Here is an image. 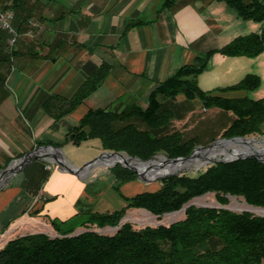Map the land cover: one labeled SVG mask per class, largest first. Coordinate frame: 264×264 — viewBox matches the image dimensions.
I'll return each instance as SVG.
<instances>
[{"label":"crops","instance_id":"1","mask_svg":"<svg viewBox=\"0 0 264 264\" xmlns=\"http://www.w3.org/2000/svg\"><path fill=\"white\" fill-rule=\"evenodd\" d=\"M29 5L34 7L29 23L37 25L29 29L32 37H24L32 39L31 49L38 55L18 56L5 91L0 90V170L39 146H73L65 134L88 110L145 107L149 93L179 67L237 36L259 32L257 22L242 20L220 0H28ZM101 65L109 70L98 87L73 111L54 120L55 108L47 111L44 103L51 96L69 100ZM253 68L264 80V51L252 58L216 53L198 75L197 85L213 92L234 85ZM253 91L214 94L248 98ZM176 99L185 102L182 95ZM192 101L201 105L198 99ZM60 154L67 165L78 167L62 150ZM100 167L79 177L45 159L10 175L0 185V248L19 236H49L50 220L98 213L100 199L106 198L105 207L119 206L114 212L126 206L124 198L146 191L135 180L120 187L118 198L113 176L106 178L110 173Z\"/></svg>","mask_w":264,"mask_h":264},{"label":"trees","instance_id":"2","mask_svg":"<svg viewBox=\"0 0 264 264\" xmlns=\"http://www.w3.org/2000/svg\"><path fill=\"white\" fill-rule=\"evenodd\" d=\"M27 1L0 0L1 11H13L12 26L17 34L11 47L8 43L11 35L0 29V90H4L5 79L18 56L38 55L31 49L32 39L24 37L31 28L29 20L34 9L33 5L27 6ZM220 1L235 10L242 20L257 23L264 20V0ZM263 51L264 32L237 36L220 48L197 56L193 63L179 67L149 93L145 107L132 104L88 110L66 132L65 141L79 146L87 140L98 139L103 151L125 153L142 161L157 154L169 159L186 157L195 146L194 139L184 137L174 122L183 116L179 106L193 99H198L203 108H216L234 116L222 138L256 134L264 123V98L232 99L214 92L253 91L259 87L258 76L247 74L234 85L213 92L200 90L197 77L208 68L216 53L252 58ZM108 70L109 66L101 65L72 98L51 96L44 103V109L55 108L54 120L70 113L98 87ZM179 95L184 97V103L177 102ZM1 97L0 94V100ZM109 172L117 192L123 184L136 180L134 172L119 165ZM159 183L155 191L124 198L126 206L119 211L76 214L69 218L83 217L80 226L85 229L94 225L98 229L116 227L113 235L94 231L73 235L79 225L64 230L63 225L71 220H50L56 237L35 233L11 239L0 248V264H264V217L248 211L189 205L182 220L167 226L135 229L130 222L119 224L127 210L141 209L160 217L180 210L193 198L206 193H213L220 206L228 204V197H235L242 198L248 206L264 210L263 164L253 158L215 163L195 177L180 174L162 178Z\"/></svg>","mask_w":264,"mask_h":264},{"label":"rangeland","instance_id":"3","mask_svg":"<svg viewBox=\"0 0 264 264\" xmlns=\"http://www.w3.org/2000/svg\"><path fill=\"white\" fill-rule=\"evenodd\" d=\"M1 8V5H0ZM258 25L259 30L261 28V23H255ZM29 31V30H28ZM32 31V30H30ZM33 33V32H32ZM257 70L253 68L251 70V73L257 75ZM259 77V76H258ZM260 78V77H259ZM5 89V88H4ZM5 91V90H4ZM248 98L251 100H259L264 98V80L260 79V85L255 91L248 93ZM177 100V99H176ZM178 102V101H177ZM179 106V105H178ZM181 110V113L185 116H182L183 119L174 122V126L178 128L180 131L183 132L184 137L187 138H193L194 141V148L196 147H206L210 145L212 142H214L217 139L222 138V135L224 131L228 128L232 120L234 119V116L231 113H226L222 110L216 109V108H203L202 105H195L193 101H188L179 106ZM181 117V118H182ZM20 123L25 127V124L20 121ZM246 140L250 141L249 146H258L257 141L264 142V123L260 126L258 133L250 135L245 137ZM242 141V140H240ZM193 148V149H194ZM63 152V154L69 159L70 161L76 163L78 167L83 166L86 162L92 160L98 155V151H100L101 144L98 139H91L83 142L80 146H71V145H63L60 148ZM260 150L264 151V147H259ZM71 150V151H70ZM104 152V151H103ZM28 153V152H27ZM230 153L234 152H227L225 155H229ZM238 154V151L235 152ZM234 153V154H235ZM125 154V153H122ZM224 154H219L215 157V159L222 158ZM155 157L153 159H159V158H167L163 154H157L154 155ZM18 159V158H17ZM152 159V160H153ZM169 159V158H167ZM9 164V162L6 164V166ZM210 163L206 164L205 166H202L198 168L195 167H189L186 168L183 171L178 172L179 174H186L191 177H195L198 173L204 171L207 166H209ZM110 166L112 165H105L99 168V170L103 172H109ZM131 171V170H130ZM110 173V172H109ZM135 174V173H134ZM161 175V174H160ZM136 176V175H135ZM156 176V175H154ZM106 178L111 179L112 174L105 175ZM104 177V178H105ZM165 178V177H164ZM147 179V178H146ZM162 178H158L156 180L146 181L142 182L138 180L139 182L143 183L145 185L146 191H155L160 187L159 180ZM137 180V179H136ZM149 180V179H147ZM117 196L119 198L120 193L117 192ZM228 204L225 206H220L214 197L213 193H206L200 197H195L188 204L194 205L197 207H210V208H226L233 212H242V211H248L251 214L255 216H263L264 210L260 208H254L251 206H248L242 198H235V197H228ZM98 205V213L104 212L108 210V212H112L114 209H117L119 206L115 205L114 203L109 204L107 207H105V200H99ZM186 204V205H188ZM186 205L183 206L180 210L164 214L160 217L153 216L149 214L148 212L141 210V209H133V210H127L124 214V216L120 219L122 220L121 223L124 222H130L133 224V227L135 229L143 228L145 226H158V225H169L173 222H176L178 220L183 219V213L186 208ZM71 221L66 222L65 225H63V229H70L74 227L75 225H79L78 228L74 231L73 234H79L84 231H94L101 235H113L117 228L112 227H104L102 229L96 228V226H90L88 229H85L80 226V222L83 220V217H74L72 219H69ZM120 222V221H119ZM119 223V224H121ZM49 234V233H48ZM51 238L56 237L57 234L53 231L49 234Z\"/></svg>","mask_w":264,"mask_h":264},{"label":"water","instance_id":"4","mask_svg":"<svg viewBox=\"0 0 264 264\" xmlns=\"http://www.w3.org/2000/svg\"><path fill=\"white\" fill-rule=\"evenodd\" d=\"M237 140H246L245 137H231V138H220L215 140L214 142H212L210 145L206 146V147H196L194 148L191 153L186 156V157H177V158H172V159H167L164 158L167 162H171V163H176L179 161H186L191 159L195 154L197 150H209L211 149L214 145H216L218 142H233V141H237ZM61 149L57 148V147H53L50 145H45V146H39L34 148L33 150H31L30 152L24 154L23 156H21L18 159H15L13 161H11L5 168L0 170V185L1 183L6 180L10 175L16 174L18 172H21V170L23 169V167L33 161H41V160H49L51 162V164L57 166V168L65 173H69L75 176H81L83 174H85L89 169L94 168L96 166V164L102 160L105 157H109V156H118L120 158H125L127 161H135L138 163H148L150 162L155 156H152L151 158H149L146 161H142L139 158L136 157H130L126 154H122L121 152H109V151H104L101 154L97 155L95 158H93L92 160L86 162L83 166L81 167H74V166H69L65 163V161L63 160L61 154H60ZM253 158L255 160H257L259 163L264 165V160L260 159L259 157L255 156V155H244V156H237L234 158H221L218 159L216 161H213L210 163V165H213L215 163H230L236 160H241V159H250ZM17 163L16 167H12L13 164ZM116 165H119L120 167L124 168V169H128L131 170L132 172L135 173L136 175V179L140 180L142 182H146V181H151V180H147L143 175L139 174L133 167H131L130 165H123L121 163H117ZM115 166V165H114ZM114 166H110L111 168ZM179 176V173H173L170 175H166L163 176L161 178L164 177H168V176ZM190 204L186 205L189 206ZM264 217V215H263ZM122 220H120L119 223H121ZM116 228V227H115ZM75 235V234H73Z\"/></svg>","mask_w":264,"mask_h":264},{"label":"bare ground","instance_id":"5","mask_svg":"<svg viewBox=\"0 0 264 264\" xmlns=\"http://www.w3.org/2000/svg\"><path fill=\"white\" fill-rule=\"evenodd\" d=\"M258 146H249L250 141L248 140H237L233 142H218L209 150H197L196 154L189 160L179 161L176 163L167 162L164 158L153 159L148 163H138L135 161H127L125 158H120L118 156H107L100 160L96 166L98 165H116L117 163H121L123 165H130L133 167L139 174L143 175L145 178L149 180H156L166 175H170L173 173H178L180 171L185 170L189 167L198 168L205 166L208 163L216 161L215 157L219 154H224L222 158H234L237 156L244 155H255L260 159L264 160V151L260 150L259 147H264V142L257 141ZM237 152L230 153L229 155H225L227 152ZM17 163L13 164L12 167H16ZM90 170V169H89ZM161 174V175H160ZM156 175V176H154Z\"/></svg>","mask_w":264,"mask_h":264},{"label":"built area","instance_id":"6","mask_svg":"<svg viewBox=\"0 0 264 264\" xmlns=\"http://www.w3.org/2000/svg\"><path fill=\"white\" fill-rule=\"evenodd\" d=\"M14 20V13L13 11L7 9V10H0V29L6 31L11 35V38L9 39L8 43L12 47L15 45L16 39H17V34L15 30L13 29L12 22ZM32 26H36L37 24L34 22L29 23ZM259 32H264V20L261 22V28ZM26 36L32 37L33 33L32 31H27L25 33ZM49 168V167H48Z\"/></svg>","mask_w":264,"mask_h":264}]
</instances>
